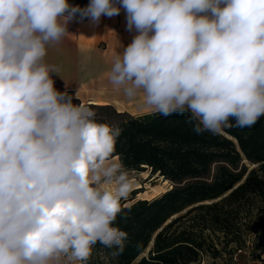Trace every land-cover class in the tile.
<instances>
[{
  "label": "clouds",
  "instance_id": "obj_1",
  "mask_svg": "<svg viewBox=\"0 0 264 264\" xmlns=\"http://www.w3.org/2000/svg\"><path fill=\"white\" fill-rule=\"evenodd\" d=\"M122 9L136 34L108 79L126 97L187 113L197 134L264 117V0H0V264L123 250L114 221L133 182L113 158L121 129L58 91L59 68L45 61L77 17L98 24Z\"/></svg>",
  "mask_w": 264,
  "mask_h": 264
},
{
  "label": "trees",
  "instance_id": "obj_2",
  "mask_svg": "<svg viewBox=\"0 0 264 264\" xmlns=\"http://www.w3.org/2000/svg\"><path fill=\"white\" fill-rule=\"evenodd\" d=\"M68 2L83 8L89 0ZM87 105L97 122L121 129L113 157L124 170H149L169 186L150 199H134L136 190L121 199L114 224L127 233L123 250L114 255V247L97 243L76 264H236L248 243L251 255L264 253V117L251 127L197 134L187 113Z\"/></svg>",
  "mask_w": 264,
  "mask_h": 264
},
{
  "label": "crops",
  "instance_id": "obj_3",
  "mask_svg": "<svg viewBox=\"0 0 264 264\" xmlns=\"http://www.w3.org/2000/svg\"><path fill=\"white\" fill-rule=\"evenodd\" d=\"M68 31L58 44L47 46L45 57L47 63L59 68L60 77L52 74L58 91H72L85 105L110 104L131 114L153 111L139 109L143 108L139 98L129 99L122 89H117L108 79L114 60L136 34L135 31L126 30L123 9L118 16H102L98 24L77 17L70 22Z\"/></svg>",
  "mask_w": 264,
  "mask_h": 264
},
{
  "label": "rangeland",
  "instance_id": "obj_4",
  "mask_svg": "<svg viewBox=\"0 0 264 264\" xmlns=\"http://www.w3.org/2000/svg\"><path fill=\"white\" fill-rule=\"evenodd\" d=\"M139 109H149L146 107L139 108ZM117 160V159H116ZM127 171L129 178L133 182V190H136L137 193L134 195V199L139 198H146L150 199L156 195H159L163 191H165L169 183L167 181H162V179L156 176H152L149 173V170L145 171ZM129 193L128 197L132 196V193ZM253 235V234H250ZM250 243L247 244L246 248L243 250H239L234 255V260L236 264H264V253H261L260 255H251L250 250ZM211 259H206L203 264H212ZM78 261L75 262V264ZM215 263H218V260H215Z\"/></svg>",
  "mask_w": 264,
  "mask_h": 264
}]
</instances>
